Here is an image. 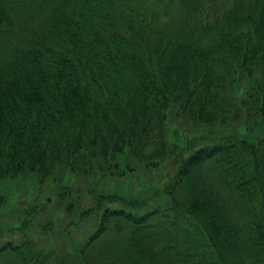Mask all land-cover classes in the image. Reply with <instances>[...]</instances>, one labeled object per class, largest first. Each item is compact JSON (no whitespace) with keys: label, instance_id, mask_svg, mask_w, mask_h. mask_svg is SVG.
Segmentation results:
<instances>
[{"label":"trees","instance_id":"16d2710c","mask_svg":"<svg viewBox=\"0 0 264 264\" xmlns=\"http://www.w3.org/2000/svg\"><path fill=\"white\" fill-rule=\"evenodd\" d=\"M166 162L156 199L81 212L73 263L264 264V0H0V185Z\"/></svg>","mask_w":264,"mask_h":264},{"label":"rangeland","instance_id":"374dc122","mask_svg":"<svg viewBox=\"0 0 264 264\" xmlns=\"http://www.w3.org/2000/svg\"><path fill=\"white\" fill-rule=\"evenodd\" d=\"M171 127L181 133L189 127L180 119ZM173 166L167 162L158 169L140 164L120 175H78L62 166L39 179L31 174L7 179L0 185V242H20L30 237L43 251L50 252L48 264H74L77 244L95 229L97 216L81 212L95 204L100 194L130 199H156L165 173ZM154 202V201H152Z\"/></svg>","mask_w":264,"mask_h":264}]
</instances>
